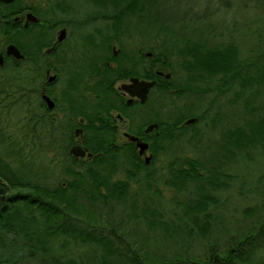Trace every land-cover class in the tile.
<instances>
[{"label": "rangeland", "instance_id": "1", "mask_svg": "<svg viewBox=\"0 0 264 264\" xmlns=\"http://www.w3.org/2000/svg\"><path fill=\"white\" fill-rule=\"evenodd\" d=\"M25 1L43 7H47L49 2H53L52 0ZM77 9L83 12L85 10L91 11L94 7L87 3ZM151 14L164 17L167 29L163 30L164 28H160L159 25L147 26L144 24L142 26L141 22L139 23L140 29H137L138 22L135 21L137 20L135 17L131 20L134 23L128 27V31H125L127 33L123 36L122 43L129 53L138 52V48L141 47L142 50L138 52V56L140 63L143 64L151 63V60L157 57L154 52H150L147 46L151 45L156 50H159L161 45L169 46V49L174 52L171 61L162 62L163 58L157 57L159 59L155 62V68L162 66L165 70H174L173 75H175L174 79L176 80L174 82L184 84L182 82L185 76L184 71L186 74L188 73L186 70L181 71L183 69L180 66V56L174 47L171 48L174 44L173 39L177 37L175 36L177 31L184 32L185 37L202 38L203 42L210 46L232 42L238 47L239 58L242 60L248 62L257 59L259 66L264 63V0H159ZM95 26L102 27L104 22L97 21ZM79 27L93 30L94 25ZM75 30L69 31L71 37L61 49H67L66 52H85L82 50L84 47L79 41L82 38L80 39L76 28ZM169 37L170 39L173 38L171 42L168 40ZM23 40H28V38L25 36ZM111 43L109 54L113 52V48L120 52L122 46L118 41L114 40ZM2 44V40H0V46ZM27 47L30 48L31 46ZM105 54L109 55L108 53ZM147 54H149V58L145 59ZM140 63L139 65H141ZM26 70V73L32 76L31 78H25L23 82L11 83L12 72L9 68H0V85L1 81L5 80L6 85L12 84L15 90H13L11 98L14 104L0 113V126L4 128L7 134H12L16 140H20L22 145H26L29 154L33 153L37 156L38 165L41 161L47 164L43 170L40 167H38L40 171L36 169L39 174H42V178H45L46 183L54 186L62 184L63 187H67L72 182L69 174L74 170L81 172L87 163L85 164L81 160L74 163L67 158L70 155V142L67 139L66 141L64 139L57 140L58 143L54 142L51 150L45 147L46 140H49L51 133L46 131L41 122L33 120L35 122L33 124V121L30 120L32 115H44L43 109L48 110L46 103L41 102L40 91L37 88V86L40 87L41 79H44V71L42 74L41 72L35 74L32 69L27 68ZM9 80L11 82L8 84ZM212 80L215 81L214 83L218 82L216 77H213ZM193 82L195 83L194 80ZM200 85L204 86L206 83L201 82ZM177 89L178 87L176 88L173 83V86L166 91H162L163 89L155 90L151 95L153 98L150 104L144 108L137 123L139 125L141 123L143 126L148 123L154 116L152 114L153 106L157 107V103L164 99L168 104L165 108L169 107L166 120L172 121L178 113L200 117V112L209 108L204 119L193 124L187 130L186 135H181L172 141H165L160 136L152 134L153 137L148 140L151 143V150L147 151L146 155L151 154L153 160L151 159L152 162L147 167L148 169H137L136 176L131 175L126 166H114L110 170L109 163L99 166L103 169L101 171L104 176L112 175L104 181H109L113 187L115 184L129 185L126 201L130 203L131 199L136 200L137 210L133 211L127 203L124 206L112 203L113 207L109 210L110 213H107L106 208L108 206L106 203L90 202V195H84L81 190L72 194L75 203L86 209L85 212L81 210L83 214L80 211L74 214L81 215L93 223L96 221L105 223L107 221L118 229L117 233L120 237L116 239V242L119 253L114 255L112 262L129 264V256L134 254L137 248H140L138 251L146 248L147 252L152 255L149 257L152 260L157 256H161V258L170 257L176 251L178 253L188 251L195 258L203 259L212 251H222L232 236L249 231L264 221V144L251 147V149L246 147L238 152L230 146L227 152L223 148L226 138L222 133L226 129L228 131L233 129L238 124H246L247 121L254 120L256 115L261 114V112L263 114V97L261 95L256 96L250 89H246L243 91L242 101L236 102V93L240 89L237 85H232L227 90L226 87L222 86L219 92L213 89L195 96L194 93L186 92H184V96H181V93H177ZM162 93L164 94L162 95ZM2 96L3 93L0 92V98H3ZM251 107L256 108V113L253 116L249 110ZM40 118L38 117V119ZM183 120L178 123L179 126L184 125ZM195 128L196 130H194ZM119 129L124 130L126 127L123 126ZM194 131L198 132L197 135L192 134ZM174 133L176 134V131ZM116 139L119 143L125 141V137L121 135L117 136ZM246 140L248 139L246 138ZM61 147H64L65 150L60 151ZM232 151H235L236 155ZM184 157L197 158L206 166H216L222 170L221 172L232 177L222 176L218 180L222 184L217 188L202 180L198 183L189 182L184 190H178L167 180L171 178L172 171L177 164V162L176 164L173 163L174 160L178 159L180 162ZM139 163H144L141 158H139ZM71 164L74 165L72 169H70ZM86 169L85 172L88 173L90 168ZM147 173H154L153 178L145 179L144 175ZM202 173L207 174V171L204 169ZM171 182H173L172 179ZM101 189H103L104 197L107 196L108 200H114L110 199L116 195L112 193L111 188L102 187ZM65 193L68 196L71 195L69 190ZM207 194H213L218 202L209 209L212 218L209 219V231L203 235L199 230L202 228V223L196 220L192 221L189 216L184 215L181 206L182 203H186L192 198ZM146 206L155 212V217L148 213L150 226L149 224L146 226L143 218L142 210ZM167 216L176 220V223L179 222L173 235L169 233L170 225L167 226L165 223ZM179 216L182 217L180 220H178ZM157 219L162 220L159 222L163 223V228L159 226H157L158 229L155 228L154 222ZM119 240L121 241L119 242ZM261 243V251L259 249L260 252L256 259L259 258L260 264H264V239ZM72 245H69L71 249L68 255L76 260H80L79 258L82 256L85 258L87 256L95 257L96 253L101 254L102 252L92 245ZM211 247L215 249L211 251ZM138 251L136 252L138 253ZM63 259H65L63 256L59 258V260ZM87 260L91 261L89 258ZM32 264L41 263L35 261Z\"/></svg>", "mask_w": 264, "mask_h": 264}, {"label": "trees", "instance_id": "2", "mask_svg": "<svg viewBox=\"0 0 264 264\" xmlns=\"http://www.w3.org/2000/svg\"><path fill=\"white\" fill-rule=\"evenodd\" d=\"M52 1L48 3L47 7L35 5V9L46 22H54L58 26L65 24L72 30L76 28L77 34L80 39L82 38L79 40L81 45L90 52H103L105 50L104 52L109 53L111 42L114 40H117L122 46L120 52H128L122 43L123 36L127 33L125 31H128V27L134 23L131 20L135 17H137L135 21L138 22L137 29H140V22L142 26L144 24L147 26L159 25L160 28H164L163 30L167 29L164 17L151 14L159 0ZM87 3L93 5L94 9L83 12L77 9ZM97 21L104 22V26H95ZM83 25H94V27L93 30L79 27ZM175 33H177L175 35L177 37L176 39L171 38L174 41L171 48L174 47L178 52L180 66L188 72L189 78L184 84L174 82V86L178 87L177 93L186 92L202 95L213 89L219 92L222 86L226 87L227 90L232 85H237L240 89L236 93V102L242 99L243 91L246 89H250L256 96L261 95L264 99V63L259 66L257 59L248 62L242 60L239 58L238 47L232 42L210 46L203 42L202 38L185 37L182 31ZM171 39L169 37L168 40L171 42ZM18 44L27 52L34 47L35 49L41 47L38 43L30 48L23 47L20 42ZM147 47L157 57L171 61L174 52L169 49V46L161 45L159 50L151 45ZM141 50L142 48L139 47L138 52ZM17 68L12 73L10 79L12 82L9 80L8 84L19 81L20 72ZM207 77H209L208 80H206ZM213 77L217 78V83H214ZM201 82H205L206 85L201 86ZM13 90L12 84L9 86L6 85L5 80L1 81L0 92L3 93V98H0V113L14 104V101H11L12 92L15 91ZM255 109L252 107L249 109L252 116L256 113ZM208 111L209 108L200 112L199 120L204 119ZM188 115L187 113H178L177 117L169 121L171 130L163 136L158 135V137L160 136L165 141H172L181 135H186L188 131L182 134L178 131L175 134L174 130L185 127L179 126L178 123ZM38 117L43 118V115H32L30 120L41 122L46 131L51 133L52 128L49 120L38 119ZM34 121L33 124H35ZM197 133L194 131L192 134L197 135ZM222 133L226 138L223 148L227 152L230 146L234 147L237 152L246 147L251 149V147L261 146L264 144V113L261 112V114L256 115L254 120L247 121L246 124H238L233 129H229V131L226 129ZM35 135L37 134L35 133ZM37 137L39 138L38 135ZM51 137L45 143V147L49 150L54 146L53 137ZM92 137L95 141L98 140V136L93 135ZM64 150V147H61L60 151ZM90 150L94 153V160L100 158L101 154L97 152V149ZM233 154L236 155V152L234 151ZM173 163L176 166L172 171L171 178L167 181L178 190H184L189 182L198 183L202 180L217 188L222 184L218 182L222 176L232 177L221 172L222 170L216 166H206L197 158L184 157L180 162L176 159ZM143 165L147 166L144 163ZM72 166L74 167L71 164L70 169ZM99 166V163L88 162L81 172L74 170V168L71 173L69 170L72 182L67 187H63L62 184L50 185L44 181L45 178H42V174L38 173L40 171L38 167L43 170L47 164L41 161L38 165L37 156L33 153L29 154L26 145H22L20 140H16L12 134H7L4 128L0 126V264H32L35 261H39L41 264H118L116 261L112 262L114 255L119 253L116 242V239L120 237L117 233L118 229L107 221L105 223H98L97 221L93 223L81 215L74 214L77 211H86L72 198V194L79 190L84 195H90V202L106 203L108 206L106 208L107 213H110L109 210L113 207L112 203L121 206L127 203L133 211L137 210L136 200L131 199L132 201L129 200L130 203L126 201L129 185L115 184L113 187L109 181H104L109 178L104 176L101 171L103 169ZM88 167L90 170L86 173ZM204 169L207 174L202 173ZM153 176L154 173L144 175L147 180L152 179ZM102 187L113 190L112 193L116 195L110 199L114 200H108L107 196H103ZM67 190L71 191L70 196L65 193ZM217 202L218 199L213 194L199 195L186 203H182L181 209L184 215L189 216L192 221L196 220L202 223V228L199 230L205 235L209 231V219L212 218L209 209ZM150 209L149 206H146L142 210L146 226L151 224L148 213L152 216L155 213ZM181 218L179 216L178 220ZM156 221L154 222L155 228L158 229L157 226L163 228V223L159 222L162 220ZM165 223L167 226L170 225L169 233L173 235L179 222L176 223V220L168 217L165 219ZM263 239L264 221L249 231L232 236L220 252H213L212 250L215 248L211 247L212 253L203 259L195 258L188 251H182V253L176 251L170 257L154 256L155 259L152 260L149 258L152 255L147 252L146 248L141 251H138L140 248H137L135 253L129 256V264H260L259 258L256 259V257L261 251ZM72 244L74 246L92 245L102 252L101 254L96 253L95 257L87 256L91 261L82 255H80L82 256L79 258L80 260H76L68 255L71 249L69 245ZM62 256L65 259L59 260ZM255 260L258 261L254 262Z\"/></svg>", "mask_w": 264, "mask_h": 264}, {"label": "flooded vegetation", "instance_id": "3", "mask_svg": "<svg viewBox=\"0 0 264 264\" xmlns=\"http://www.w3.org/2000/svg\"><path fill=\"white\" fill-rule=\"evenodd\" d=\"M28 13L37 16L39 21L31 20ZM62 28L66 29L65 38L55 45L57 34ZM73 30L65 24L58 26L54 22H46L35 9V5L26 3L25 0H0V40L3 43L0 46V68H9L13 73L18 67L20 82L32 77L26 73L27 68L34 70L35 74L37 72L42 74L44 71V79H41L40 87L37 86L40 99L42 103H46L43 99V94H46L54 105L49 108L46 103L50 111L43 109L44 115L40 119L50 120L52 141L58 143L57 140L67 139L70 148L76 144L85 150V154L79 156H74L69 151L70 155L67 157L72 162L81 160L85 164L109 163V170L114 166H126L129 173L136 176L137 169H148L147 166L153 160L146 163L144 158L147 151L151 150V143L148 140L153 137L152 134L163 136L171 130L169 121L165 119L169 111V107L165 108L168 106L167 101H164L166 99L160 100L157 107L153 106L154 116L144 126L137 123L138 118L150 104L153 98L151 95L155 90L166 91L173 86L176 81L174 70H165L162 66L155 68V62L159 59L157 57H154L151 63H140L138 52L109 54L90 52L86 49H82L85 52H66L67 49L61 48L70 38L69 31ZM25 36L28 40H23ZM19 42L23 47L36 43L41 47L36 49L34 47L27 52L18 44ZM10 43L16 44L23 56L16 58L12 54H7L6 47ZM148 56L149 54L144 58L148 59ZM166 61L168 60L162 59V62ZM184 73L183 83L188 79V74L185 71ZM51 76L52 80L49 78ZM133 77L156 81L143 102L140 97L131 95L123 88V84L130 83ZM183 94L181 93V96ZM190 117L197 116L189 115L184 118L185 127L174 131L185 133L199 120L197 117L193 123L185 124V120ZM154 123L157 126L147 131L148 125ZM122 125L126 129L120 130ZM93 135L98 136L97 141L92 139ZM119 135L125 137L124 142H117L116 137ZM133 137H139L149 143L145 153L139 154L137 140ZM90 149H97L101 154L100 158L94 160V153ZM139 158L147 165L146 167L139 163ZM110 176L112 175L108 174L106 177Z\"/></svg>", "mask_w": 264, "mask_h": 264}, {"label": "water", "instance_id": "4", "mask_svg": "<svg viewBox=\"0 0 264 264\" xmlns=\"http://www.w3.org/2000/svg\"><path fill=\"white\" fill-rule=\"evenodd\" d=\"M5 1H9V0H5ZM28 17H30L31 20L33 21H39V18L35 15H33L32 13H28ZM65 34H66V29L62 28L59 30V33L57 34V40L55 42V45L59 42H61L64 38H65ZM54 45V46H55ZM119 50L113 48V52L117 53ZM6 53L7 54H12L13 56H15L16 58L23 56L19 47L14 44V43H10L7 47H6ZM52 80V76L49 77ZM155 80L153 81H147V80H141L137 77H133L131 78V82L127 83V84H123V88L125 90H127L129 93H131V95H137L138 97L141 98V101L143 102L146 98H147V93L149 92L150 87H152V85L155 84ZM43 99L45 100V102L47 103V106L49 108H51L54 103L53 101L50 99V97L46 94H43ZM197 117H190L188 119L185 120V124H190L193 123L194 121H196ZM149 127L147 128V131H150L151 129H153L154 126H157L156 123L154 124H150L148 125ZM134 140H137L136 144L138 147V152L139 154H143L147 151V149L149 148V143L148 142H144V140L140 139L139 137H133ZM70 153L74 156H79V155H84L85 154V150L82 149V147L80 145H72L70 148ZM145 162L146 163H150L151 159H152V155L148 154L145 157Z\"/></svg>", "mask_w": 264, "mask_h": 264}]
</instances>
